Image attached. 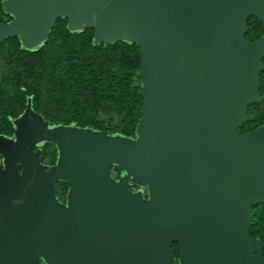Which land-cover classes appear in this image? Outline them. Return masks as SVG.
<instances>
[{"label": "water", "instance_id": "95a60500", "mask_svg": "<svg viewBox=\"0 0 264 264\" xmlns=\"http://www.w3.org/2000/svg\"><path fill=\"white\" fill-rule=\"evenodd\" d=\"M16 14L0 42L23 33L44 42L57 18L97 42L140 45L146 81L138 143L60 127L61 151L48 169L29 102L16 143L0 137L13 163L0 171V264H264L250 237L252 206L264 204V126L240 130L261 100L264 37L246 38L247 19L264 22V0H8ZM24 165L21 174L16 163ZM131 166L150 188L133 192L113 165ZM136 178V177H135ZM70 183L67 205L54 183Z\"/></svg>", "mask_w": 264, "mask_h": 264}, {"label": "trees", "instance_id": "16d2710c", "mask_svg": "<svg viewBox=\"0 0 264 264\" xmlns=\"http://www.w3.org/2000/svg\"><path fill=\"white\" fill-rule=\"evenodd\" d=\"M68 23V17L57 18L47 39L35 49L23 46L17 35L7 36L0 42V50L12 45L11 72L19 90L17 97L5 101L6 106L0 117V134L6 136L14 134L13 119L19 114L18 108L26 107L28 100L32 110L37 114H43L51 123L93 126L83 122V115L80 112H72L70 116H66L57 110L48 109L44 104V94L38 87L40 79L46 84L49 95L56 99H60L62 95H70L84 111H126L128 128L123 129V135H135L144 103L140 87H132L136 73L142 69L143 54L140 45L122 39L112 43H100L96 41L93 27L76 32L69 29ZM247 25L248 40L255 41L264 37L262 19L250 16ZM60 34L63 35V44L57 42ZM260 92L264 95V67L260 73ZM94 126L101 129L97 124ZM256 128L240 130L250 132ZM40 159L42 161V154ZM113 169L117 177L122 174L118 166H113ZM60 183L65 188L70 186L67 181ZM131 188L137 190L141 185L133 179ZM145 195H148L147 192ZM263 208V203L252 206L251 239L264 241V235L260 234L264 217ZM173 247L175 259L179 264L180 244L175 243Z\"/></svg>", "mask_w": 264, "mask_h": 264}, {"label": "rangeland", "instance_id": "374dc122", "mask_svg": "<svg viewBox=\"0 0 264 264\" xmlns=\"http://www.w3.org/2000/svg\"><path fill=\"white\" fill-rule=\"evenodd\" d=\"M8 0H1L0 5V28L4 25L11 24L14 19H16V14L6 8V2ZM20 43L24 46V35L23 33L17 34ZM58 44H63V35L60 34L57 39ZM44 42H42L40 45H42ZM39 45V46H40ZM38 46V47H39ZM37 47H33L30 49H35ZM11 49L12 45H9L7 49L0 50V117L1 112L3 108L6 106V99L8 98H15L19 94V90L16 86V80L11 72ZM264 67V64H263ZM146 81L145 74L143 73L142 69L138 71L134 77L132 87H141ZM38 87L41 89V91L44 94V104L48 109L57 110L60 113H64L66 116H70L72 112H80L82 113L83 122L90 123V124H97L101 127L95 128V126H83L78 123L73 124H62V123H51L48 119L45 118V116L41 113L34 115L35 117V125H38L39 128L43 132V138L41 141L38 142V144L34 147L35 150L40 151V156L42 154V163L48 168H52L55 166H58L60 163L61 158V151L58 146V143L56 140H54L51 136V133L53 130L59 129L60 127H68L72 129H83V130H91L99 135L109 136V137H122V138H128L134 143H138L139 139V133H138V125L136 127V134L133 136H125L123 135V129H127V120H126V111H110V110H97L93 112L84 111L81 107L78 106V104L74 101L72 96L70 95H62L60 99H56L49 95L47 91L46 84L43 83L40 79L38 80ZM261 100L258 102H255L251 104L249 113L252 115V119L247 122H244L241 126V130H247L251 127H259L264 126V95L261 94ZM29 105V100L26 103V107L24 108H18V115L16 118L13 119V123L15 126L14 134L11 136H6L3 134H0V137L16 143L19 141V139L22 136V128L17 125V121L24 118V116L27 113ZM139 124V123H138ZM255 129V130H256ZM17 169L22 174L24 171V165L22 163H16ZM14 166L13 163L9 162L6 158L5 153H3L0 150V171H9L11 170V167ZM113 166H118L121 170L122 174H120L119 177H117L115 169L112 168V177L119 181L123 176L129 174L133 178L132 180H137L141 188L137 190H133V192H142L144 199L146 202L150 201V188L149 185L144 184L143 180L136 174H133L132 167L131 166H124V165H117L114 164ZM136 177V178H135ZM132 180L131 185H132ZM60 181H67L65 179H60L54 183L55 188V196L56 199L62 204L67 205L68 199H69V193H70V187L65 188ZM68 182V181H67ZM147 192V196L145 193ZM7 194L9 195L8 190H4L0 192V198L3 200H6ZM5 197V198H4ZM263 216H264V208H263ZM253 217V216H252ZM260 234L264 235V217H263V223L260 228ZM254 240H261V239H254ZM263 241V240H261ZM264 242V241H263ZM43 264H48L45 258H42ZM179 264H183V261L179 258L178 259ZM177 263V261H176Z\"/></svg>", "mask_w": 264, "mask_h": 264}]
</instances>
